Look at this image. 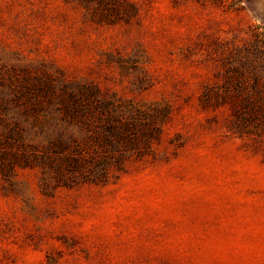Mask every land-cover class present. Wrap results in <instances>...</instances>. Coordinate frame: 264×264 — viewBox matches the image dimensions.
Listing matches in <instances>:
<instances>
[{
	"label": "rangeland",
	"instance_id": "obj_1",
	"mask_svg": "<svg viewBox=\"0 0 264 264\" xmlns=\"http://www.w3.org/2000/svg\"><path fill=\"white\" fill-rule=\"evenodd\" d=\"M262 0H0V264H264Z\"/></svg>",
	"mask_w": 264,
	"mask_h": 264
},
{
	"label": "water",
	"instance_id": "obj_2",
	"mask_svg": "<svg viewBox=\"0 0 264 264\" xmlns=\"http://www.w3.org/2000/svg\"><path fill=\"white\" fill-rule=\"evenodd\" d=\"M261 4L263 5L262 6L263 9H262V12L261 13L264 14V0L261 1Z\"/></svg>",
	"mask_w": 264,
	"mask_h": 264
}]
</instances>
